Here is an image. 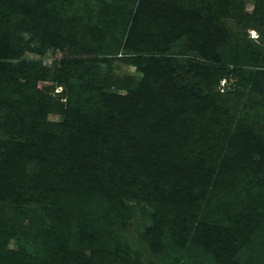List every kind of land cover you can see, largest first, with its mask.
Here are the masks:
<instances>
[{
	"label": "trees",
	"instance_id": "obj_1",
	"mask_svg": "<svg viewBox=\"0 0 264 264\" xmlns=\"http://www.w3.org/2000/svg\"><path fill=\"white\" fill-rule=\"evenodd\" d=\"M248 1L137 0L127 13L114 2L106 13L115 18L101 23L93 0H0V264H133L95 198L124 205L147 192L157 226L169 221V243L191 237L216 264H243L238 254L253 242L264 251V0L251 12ZM24 32L41 46L24 45ZM182 40L192 86L177 76ZM67 45L72 55L53 77L66 102L29 93L48 72L12 60ZM121 48L143 77L102 74L99 64L112 61L99 53ZM233 79L241 93L216 89ZM245 92L249 102L238 103ZM50 110L62 121L50 124ZM28 161L35 174L24 173ZM33 204L50 216L23 225ZM106 213L115 219V208Z\"/></svg>",
	"mask_w": 264,
	"mask_h": 264
},
{
	"label": "rangeland",
	"instance_id": "obj_2",
	"mask_svg": "<svg viewBox=\"0 0 264 264\" xmlns=\"http://www.w3.org/2000/svg\"><path fill=\"white\" fill-rule=\"evenodd\" d=\"M93 2H97V11H96V20L98 22L104 23V18H107L108 20H111L112 17L115 18V15L106 13L109 10V7H111V4L115 2V6L118 4V8H113V11L117 10L118 12H125L127 13L130 11V9H133L134 5L137 4V0H93ZM255 7V1L249 0L247 2V10L249 12L253 11ZM250 38H255V40L259 39V33L256 30H249L248 31ZM23 38L25 39L24 45H28L27 43L30 41L34 46H41L38 39L31 38L32 36L28 33L24 32ZM74 40V38H72ZM188 41L182 40L179 47L177 48L178 52L183 54H178L181 57H178L180 59V64H182V70H179L177 73V76L180 79H184V82L187 83L188 86H192L195 82H198L196 78H194L192 73L187 72L185 69H187L188 65V57L192 55V52L188 50ZM73 48L65 47V49H62L58 46L49 47L44 52H35L30 50V48H25L22 53V57L18 59H13V64L17 66L21 61H32L37 62L42 65L43 68L46 69L48 72V75L45 76V78H39L37 83L35 85L29 84V87L33 85L32 89L28 90L29 93L35 92L37 96H44L47 99L59 100L61 102H66L67 94V86L63 83L55 82L53 81L54 72L59 69L60 67V61L66 56H71ZM81 51V50H80ZM128 53V52H127ZM124 48H121L119 50L118 54H104L102 53H94V52H86L85 54H82L83 57H96L100 56L101 58H108L111 60V64L107 65L105 63H100V69L102 74H106L108 72L112 73V76L116 79H126L127 77H134V78H141L144 76V73L139 70L137 65L134 63L127 62L126 60L121 59V56L123 54L128 55ZM131 54V53H129ZM76 55H81L76 54ZM81 55V56H82ZM100 58V59H101ZM22 82L27 83L26 78L21 79ZM225 81L222 80L221 85L223 87L215 86L217 90H221L222 92L227 90V88L233 89L235 92L240 91V87L237 84L236 80L233 79V82L229 86H224ZM36 87V88H35ZM110 88H107L112 93H118L121 95H125L127 93V88H117L115 85L109 86ZM240 95V94H239ZM250 94L249 92H245L241 94L240 99L237 100L238 103L240 102H249ZM234 99L232 103H235ZM240 101V102H239ZM231 104V103H230ZM234 110V109H233ZM235 113V111H234ZM254 118H258V114L255 113L252 115ZM63 119V115L56 111V110H50L46 114V120L51 123H58L61 122ZM8 134L4 131L1 132L0 139L4 140L3 138H7ZM35 165H38L36 161H28L25 163V169L24 173L27 174H35ZM142 196V197H141ZM141 196H137L138 198L133 197H124L121 199L124 202V205L121 202H117L114 200L113 204H107V200H98L95 197V202H101L104 203L105 207H97V213L103 214L104 220L102 221L103 225H106L108 227H111L112 229H116V232L118 233V239L121 244V247L124 251H126V254L128 253V256L131 257V262L133 261V264H216V260L212 254L204 250V248H200L198 245L196 246L195 243L192 241L191 237L187 238L186 243H169V235L167 234V228L169 225V221L166 222L167 228L162 226H157L158 224L154 221V215L153 210L154 206L149 205V199H148V192L146 194H143ZM166 197H169L168 195ZM156 202L158 205H161L163 203V200L160 195L157 196ZM10 202H6V204L3 206L5 208L4 212L9 213L12 209L11 207H8L7 204ZM35 204L29 205L26 207L27 211H25L23 214L20 215V220L23 223V225H27L31 219H34L33 217H36L37 220L40 219L42 216H50L48 212L45 213V211H41L40 208L34 209ZM126 207V209L124 207ZM113 208L116 209V214L112 218L115 217L112 221L108 220V217L104 215H108L106 212L113 211ZM2 210V205L0 204V212ZM54 217H58L56 213L54 214L52 212V215ZM75 218H77L75 216ZM50 219V218H49ZM75 221V220H74ZM73 222V221H72ZM50 227V225H49ZM72 228H74V224L71 225ZM169 229V228H168ZM165 234V237L162 236ZM260 236V233H256L252 236ZM261 237V236H260ZM161 242H157V239H161ZM152 240L153 242H151ZM19 243L18 237L12 238L9 241V247L10 248H17ZM34 249V248H33ZM243 253L238 254V260L243 264L249 263V260L252 259L253 264H264V251L259 247V244L256 242L250 243L249 247L244 248ZM254 252L255 256L251 257L250 253ZM260 253V254H259ZM134 259V260H133ZM123 261H118V264H122Z\"/></svg>",
	"mask_w": 264,
	"mask_h": 264
}]
</instances>
